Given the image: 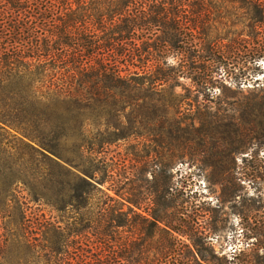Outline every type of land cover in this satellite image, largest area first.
<instances>
[{
  "label": "trees",
  "instance_id": "16d2710c",
  "mask_svg": "<svg viewBox=\"0 0 264 264\" xmlns=\"http://www.w3.org/2000/svg\"><path fill=\"white\" fill-rule=\"evenodd\" d=\"M237 4L250 10L244 26L250 42L233 23L220 21L236 16L237 11L221 14ZM260 58L264 0H0V153L19 140L59 163L57 139L44 134L52 121L99 115L100 106L109 108L101 115L120 118L126 106L150 93L173 91L187 79L199 90L209 89L212 72L222 64H234L229 69L246 76ZM239 136L246 139L243 132ZM160 189L165 202L166 188ZM101 193L95 212L79 213L92 206L88 198L75 206L67 235L50 221L33 227L26 242L43 264H264L263 245H242L229 256L210 245H177L174 234L181 235L162 216L125 211ZM184 228L197 242L205 238L194 219ZM124 229L133 245L117 236ZM49 231L59 235L57 245H41ZM89 231L98 243L112 245H69V237ZM156 233L160 243L151 245Z\"/></svg>",
  "mask_w": 264,
  "mask_h": 264
},
{
  "label": "rangeland",
  "instance_id": "374dc122",
  "mask_svg": "<svg viewBox=\"0 0 264 264\" xmlns=\"http://www.w3.org/2000/svg\"><path fill=\"white\" fill-rule=\"evenodd\" d=\"M234 8L221 15L237 11L236 16L220 21L233 23L250 42L244 28L250 10L238 4ZM231 38L223 44L229 45ZM255 64L246 76L229 69L234 64H222L212 72L209 89L199 90L187 79L173 91L150 93L145 101L126 106L120 118L101 115L109 108L100 106L99 115H64L52 121L44 134L57 139L59 163L41 155L33 143L15 140L3 147L0 264H43L26 242L33 227L50 221L67 235L75 206L88 198L92 206L79 213L95 212L101 192L117 199L125 211L162 216L181 235L174 234L177 245H210L227 256L242 245L264 246V59ZM161 185L165 202L159 199ZM38 198L41 202L34 201ZM193 219L204 232L198 242L184 228ZM120 233L124 245H133L127 229ZM82 236L69 237V245H112L98 243L91 231ZM57 239L49 231L48 242L41 245H57ZM160 239L156 233L149 243L159 245Z\"/></svg>",
  "mask_w": 264,
  "mask_h": 264
}]
</instances>
